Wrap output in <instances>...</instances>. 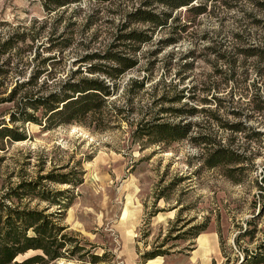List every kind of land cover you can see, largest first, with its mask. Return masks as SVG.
I'll return each mask as SVG.
<instances>
[{
  "label": "rangeland",
  "instance_id": "obj_1",
  "mask_svg": "<svg viewBox=\"0 0 264 264\" xmlns=\"http://www.w3.org/2000/svg\"><path fill=\"white\" fill-rule=\"evenodd\" d=\"M262 1L195 0L183 8L181 20L172 22L188 26L182 39L164 45L161 40L168 30H157L153 39L142 45L139 65L121 79L119 94L112 98L123 108L119 121L112 119L98 127V120H94L93 124H65L46 131L35 123H25L22 129L28 134L26 140L3 143L0 193L22 177L30 179L46 174L53 165L69 164L60 172H68L75 166L84 172V182L75 188L73 203L62 224L76 233L89 253L47 264H243L250 254L264 252V197L257 183L261 181L264 164L262 116L246 122L261 130L258 139L247 137L252 131L249 128L234 132L220 127L221 123L238 120L229 110L240 107L250 114L252 111L247 107L252 95L258 91L264 96V61L244 51L254 45L264 47ZM140 2L112 0L99 4L82 0L48 14L42 0H0V33L17 27L23 29L34 20H38L35 24L38 29L48 20L49 26L43 29L45 46L49 45L46 35L50 26L56 25L58 34L72 36L71 45L57 54L62 61L57 64L56 76L64 78L70 70L79 67L86 70V63H79L80 58L86 52L109 45L119 27L128 22L125 12ZM90 14L95 23L86 29ZM146 27L147 24L135 21L130 28ZM55 53L57 49L43 50L44 55ZM131 78H145V87L134 86L135 91L127 94L132 87ZM177 93L182 95L181 101H169ZM162 96H166L163 101ZM215 96L223 98L219 120L206 112L188 120L203 122L220 134V140L250 147L254 161L240 175L239 182L227 178L224 167H204L199 159L201 147L189 138L158 144L132 136L136 122L149 107L153 106L152 114H157L160 108L186 104L216 110ZM12 106L11 102L0 104L2 118L9 119ZM160 116L180 121L171 112ZM194 128L193 133L199 127ZM42 158L46 162H41ZM41 163L43 167L39 166ZM174 182L177 183L173 185ZM47 185L54 189L71 186L56 182ZM161 190L166 196L157 200L156 194ZM36 203L35 199L31 206ZM44 205L41 203L39 207ZM154 212L157 214L151 216ZM179 212L183 219L174 225L171 221ZM206 216H210L208 227L197 238L190 239L188 233L176 238L179 232L201 224ZM247 229L253 233L243 235ZM163 242L166 245L162 249L170 247V253L148 260L142 257L145 251ZM38 253L30 250L17 259ZM92 254H99L101 260L93 263Z\"/></svg>",
  "mask_w": 264,
  "mask_h": 264
},
{
  "label": "trees",
  "instance_id": "obj_2",
  "mask_svg": "<svg viewBox=\"0 0 264 264\" xmlns=\"http://www.w3.org/2000/svg\"><path fill=\"white\" fill-rule=\"evenodd\" d=\"M42 1L50 14L61 7H68L82 0ZM89 1L102 4L112 0ZM194 1L141 0L139 5L125 12L128 22H124L119 27V31L109 45L103 49L97 48L92 52H86L80 58L79 63H86V70L80 67L70 70L64 78L56 76L57 64L62 61V58L57 59L59 57L57 54H62L71 45L74 39L71 38L72 36L65 37L64 34H58L57 26H50L48 35H46L49 45L45 46L46 39L44 40L43 29L49 26L48 20H45L38 29L35 26L38 20H34L30 26H25L23 29L17 27L6 34L0 33V104L13 103L9 110L8 120L2 118L3 112L0 113V147L4 149L5 141L13 143L26 140L28 134L22 129V124L25 123H35L46 131L65 124H93L94 120H98L96 123L98 127L107 125L112 119L119 121L123 108L117 106L112 98L119 94L121 79L126 72L139 65V51L142 45L150 42L159 29L168 30V35L161 40L164 45L179 42L188 26L186 24L173 25L172 22H179L181 20L180 11ZM261 5L264 6V1ZM135 21L145 23L147 27L130 28L131 23ZM94 23L93 15L90 14L86 20V29L91 28ZM55 49L58 53L43 54V50ZM244 51L264 61V47L254 45ZM8 77L11 79L7 80ZM51 80L53 81L50 83ZM10 81L13 83L9 84ZM145 81V78H131L129 82L132 87L127 94L135 91L134 86L138 89L145 87ZM192 98L195 97L192 96ZM165 99L166 96L160 98L162 101ZM181 99L182 95L177 93L175 98L169 101L178 102ZM214 99L217 105L216 110L199 109L186 104L181 107L160 108L158 111L160 114L158 112L152 114L150 109L153 106L149 107V110L142 112V116L136 122L132 136L158 144L189 138L201 147L199 159L204 167H224V175L234 182H239L241 181L240 175L249 170V165L254 161L250 147L248 145L235 146L232 140L227 141L223 138L220 140V134L211 131L209 126L203 122L188 120L200 112L209 113V117L219 120L223 98L215 96ZM205 101H210V99L205 98ZM247 109L252 112L245 113L240 107L229 110L237 116L238 120L232 123H221L220 127L225 126L234 132L249 128L252 131L247 134V137L258 139L262 134L261 130H257L255 126L246 122L257 115L262 116L261 121L264 122V96L258 94V91L254 93L248 101ZM167 112L179 117L180 121H168L160 116L161 113ZM108 113L111 114L108 116ZM194 127L199 128L193 133ZM45 159L42 158L41 162H46ZM42 165V163L39 164L40 167H43ZM68 167L69 164L53 165L46 174H39L30 179L22 177L15 185L0 193V264H47L76 254L81 257L88 255V250L85 251L86 248L79 243V239L75 236L76 233L68 231L69 226L62 224L67 210L73 203L75 188L84 182V172L75 169L76 166L68 172H60V169ZM260 176L261 181L257 183L261 189L259 193L264 197V164ZM48 182L71 186L54 189L47 185ZM176 183L174 182L173 185ZM165 196L163 190L156 194L157 200ZM26 198H28L27 202ZM35 199L36 206L32 207L31 202ZM41 203L45 205L39 207ZM51 208L53 210H50ZM156 214V212L151 213V216ZM182 219L179 212L171 223L175 225ZM209 221L210 216H206L201 224L179 232L176 238L186 233L190 235V239L197 238L202 231L207 229ZM248 223L252 224V222ZM252 233L247 229L243 235ZM165 245L166 243L163 242L154 246L151 250L145 251L142 257L148 260L170 253V247L162 249ZM30 250H38L40 253L22 260L17 259L19 255L26 254ZM250 255L243 264H264V252ZM91 257L93 263L99 262L102 258L99 254H92Z\"/></svg>",
  "mask_w": 264,
  "mask_h": 264
}]
</instances>
